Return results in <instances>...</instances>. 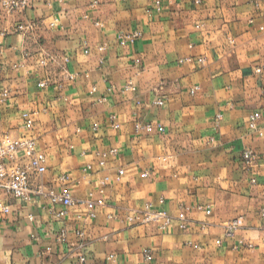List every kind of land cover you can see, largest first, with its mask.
<instances>
[{
    "label": "crops",
    "instance_id": "0c3cea01",
    "mask_svg": "<svg viewBox=\"0 0 264 264\" xmlns=\"http://www.w3.org/2000/svg\"><path fill=\"white\" fill-rule=\"evenodd\" d=\"M135 30L142 36L120 45L119 33ZM46 56L57 60L42 67ZM3 89L0 131L38 138L44 181L104 203L67 207L59 219L46 197L15 201L0 264H81L80 255L87 264H264V0H30L12 14L0 3ZM112 147L118 156L101 166ZM246 150L257 154L252 165ZM148 205L173 221H141Z\"/></svg>",
    "mask_w": 264,
    "mask_h": 264
},
{
    "label": "built area",
    "instance_id": "2783aa9c",
    "mask_svg": "<svg viewBox=\"0 0 264 264\" xmlns=\"http://www.w3.org/2000/svg\"><path fill=\"white\" fill-rule=\"evenodd\" d=\"M196 4H201L202 0H194ZM3 10L6 13H15L18 11H23L28 8L30 0H0ZM24 29V26H20ZM142 36L140 30H135L132 32H121L118 35V42L120 45H127L134 43L137 39ZM57 60L56 56L44 57L40 65L42 67H48L50 63ZM65 63L68 61L67 57L62 59ZM191 61V59H188ZM260 71V69H258ZM48 79H43L39 82V87L45 88L48 85ZM136 87L133 82H128L124 90L125 91H135ZM94 91L96 88L94 87ZM112 88H109L111 91ZM10 91L8 89H3L0 92V101H6L9 98ZM156 104L162 105L163 100L157 99ZM26 127L31 129L34 127L35 120L31 113L24 114ZM259 115H252L249 121V127L252 130L257 128V120ZM111 120H115V116H111ZM115 127H119V124H115ZM135 128L137 130L151 132L153 126L151 123H143L141 121H136ZM262 134V133H261ZM119 150L116 147H112L100 154L99 164L101 166L106 165V161L111 156H118ZM243 158L246 164L252 165L258 159L257 154L252 150H246L244 152ZM90 169L91 166L89 165ZM47 172V156L45 151L42 149L38 138L35 135H17L11 132L0 131V229L2 223L7 219V217L12 212V205L15 201L29 204L33 200L35 195L46 197L49 199V212L52 216L62 219L67 216V207L74 206L77 204H85L88 208L93 209L96 203L103 204V199L93 200L89 198L88 200L78 199L73 197L71 192L64 188L61 192L56 190L55 185L46 183L44 181V176ZM125 175V170L123 168L119 169L116 180L120 181ZM149 173L145 171L142 173L143 177H147ZM58 181L62 185H66L71 181L70 174L60 175ZM255 181V180H253ZM100 193L104 194L105 190L100 189ZM91 194L90 196H92ZM200 209H204L207 214L212 213L210 207L200 206ZM143 217L141 221L151 222V221H164V225L170 224L174 217L169 215L164 210H155L151 205L146 206L142 212ZM262 214L264 215V208L262 209ZM92 216L95 214L92 213ZM33 219V217H31ZM179 219L180 225L184 228L186 227V215L184 213L179 214L177 217ZM243 224V218L237 217L229 221L226 225V234L232 236L237 229H239ZM68 231L62 229L57 235V240L59 242L65 241L67 239ZM77 235L79 238L84 236V230H77ZM51 249V248H49ZM145 260L150 261L152 258L150 250H146L144 253ZM109 260H114V255L110 254ZM79 261L81 264L86 263L85 255H80Z\"/></svg>",
    "mask_w": 264,
    "mask_h": 264
}]
</instances>
